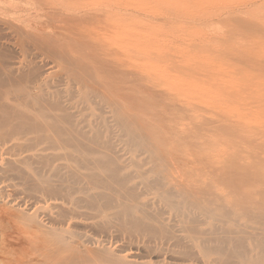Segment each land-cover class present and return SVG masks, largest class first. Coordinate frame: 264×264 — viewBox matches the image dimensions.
Wrapping results in <instances>:
<instances>
[{"label": "bare ground", "instance_id": "1", "mask_svg": "<svg viewBox=\"0 0 264 264\" xmlns=\"http://www.w3.org/2000/svg\"><path fill=\"white\" fill-rule=\"evenodd\" d=\"M130 1L0 0V264H264V0Z\"/></svg>", "mask_w": 264, "mask_h": 264}, {"label": "rangeland", "instance_id": "2", "mask_svg": "<svg viewBox=\"0 0 264 264\" xmlns=\"http://www.w3.org/2000/svg\"><path fill=\"white\" fill-rule=\"evenodd\" d=\"M177 1H180L182 2L181 0H168V4H167V8H172L175 4H178ZM228 1H232V0H214V1H211L208 5V8L210 10L214 9L213 11H215L216 9H220V8H224L227 6V2ZM234 1H238V0H234ZM179 2V3H180ZM151 4L153 5L152 9L154 11H156L158 8H160L159 4L155 3V0H131L130 3H129V9L133 8L135 11L138 9V7L140 8L141 6H144V5H147V4ZM218 3L217 5H214ZM221 3V6H219ZM223 3H225L224 5H222ZM216 6V7H215ZM137 7V9H136ZM220 7V8H219ZM221 10V9H220ZM246 16L248 17L249 15L246 14ZM253 19L257 20V21H264V9H260V10H256L252 16ZM183 27L184 26H194V24H181ZM144 26L143 22H141L140 20H137L136 17L134 16H129V31L130 30H133L135 27H140L142 28ZM213 29L217 30V31H223L225 27V25H223V22L221 23V21H217L215 22L214 24L211 25ZM239 38H246V35H240ZM7 183V180L0 176V186ZM5 215V223L8 224V223H11L13 222V216H14V213H5L3 214ZM9 225V224H8ZM10 240H11V236H10ZM9 256L7 255V258Z\"/></svg>", "mask_w": 264, "mask_h": 264}]
</instances>
